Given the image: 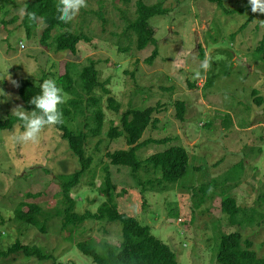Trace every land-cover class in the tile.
Listing matches in <instances>:
<instances>
[{"label": "rangeland", "instance_id": "obj_1", "mask_svg": "<svg viewBox=\"0 0 264 264\" xmlns=\"http://www.w3.org/2000/svg\"><path fill=\"white\" fill-rule=\"evenodd\" d=\"M136 1L87 0L88 6L69 27L52 31V37L63 31L86 37L72 54L57 52L52 44L42 46L38 23L26 35L21 8L31 0H0V89L5 93L0 94V120L15 116L17 106L25 110L12 81L36 79L43 73L55 79L65 71L76 77L92 61L105 89L94 90L101 98L104 122L101 134L87 140L90 169L69 193L76 202L74 211L93 213L105 201L109 191L103 187L104 154L127 148L122 137L106 136L109 127L119 125V114L107 107L106 99L113 98L121 111L156 107L152 115L156 123L148 125L140 141H169L141 147L137 157L178 145L186 151L188 165L165 190L139 185L128 168L110 167L111 183L117 187L112 203L147 225L175 253L177 264H217L219 236L235 231L264 258V62L255 51L264 19L256 16L241 28L249 9L225 12L207 0H141L146 5L161 1L169 9L167 15L149 20L157 28V56L148 65L144 60L153 46L139 49L135 34L127 28L136 17ZM244 3L248 0H222V7L229 11ZM205 58L211 62L207 71L201 68ZM199 80L205 82L202 88L195 86ZM251 91L262 99L260 106L252 101ZM176 100L184 103L183 120L175 116ZM78 122L81 118H68L67 125L76 130ZM20 128L16 123L10 130H0V250L19 241L39 247L50 258L39 261L15 254L0 258V264H93L76 243L117 244L120 226L88 220L74 233L61 230L57 213L64 205L56 177L78 170V160L53 127L44 130L39 144L15 143L12 137ZM139 176L142 182L149 178ZM202 185L209 188L198 203L195 190ZM227 197L253 214L250 225H228L220 210V201ZM21 201L41 208L38 221L44 232L14 222L13 210ZM239 220H244V213Z\"/></svg>", "mask_w": 264, "mask_h": 264}, {"label": "trees", "instance_id": "obj_2", "mask_svg": "<svg viewBox=\"0 0 264 264\" xmlns=\"http://www.w3.org/2000/svg\"><path fill=\"white\" fill-rule=\"evenodd\" d=\"M223 9L225 12H241L250 9L248 3H244L240 8H234L229 11L222 7V0H207ZM58 0H31L27 2L29 11H34L38 15L46 17V25L42 26L40 43L42 46L53 45L55 51H68L72 54L76 52V45L81 40H86L82 34L74 35L69 31L57 33L52 37V31L56 27L67 28L70 23L60 22L58 12L56 10ZM169 13V9L159 1L151 5H146L141 0L135 2L136 17L127 23L128 31L136 36L137 47L144 48L146 45H152L151 55L144 60L148 65L157 56V45L155 34L157 28L149 23L151 18L156 16H164ZM264 15L251 14L247 17V21L241 25V28L247 24L252 18ZM23 28L26 35H30L32 24L27 17H23ZM51 41L48 43V41ZM262 61L264 62V33L255 47ZM203 57V54L201 55ZM229 74V70L225 75ZM78 78V81H76ZM47 79V74L43 73L39 78L25 77L17 80V93L23 103L26 111L33 110V106L29 103L33 96L40 93V85ZM55 80L61 86L68 98L60 105L63 112L64 123L53 127L60 133V137L64 139L72 155L76 157L79 169L67 174L57 176L63 210L57 213L61 230H67L69 233L76 230L78 226L88 220L107 221L109 223H117L120 226V239L117 244L103 243L96 246L92 242H78L76 246L78 250L92 260L93 264H177L176 255L170 247L152 235L147 225H142L134 216L120 211L115 204L112 203V195L116 192V185L111 183L110 167L128 168L131 175L136 179L139 185L156 186L160 189H167L170 185L175 184L188 165V156L183 147L174 145L160 152H155L139 159L136 152L139 148L148 144H163L169 139H152L141 140L144 131L148 125L154 126L156 120L152 119L156 107H146L142 110L128 108L121 111L118 103L113 98L106 99L107 107L119 114V125L111 126L106 130V136L109 140L119 137L124 139L127 146L126 149L105 152L106 164L102 168L104 172L103 187L107 193V197L96 209L91 213L85 211L78 214L74 211L76 202L69 196L70 191L78 185L79 180L89 171L91 165V157L86 154V144L89 138L98 137L102 132V124L104 122V114L101 108V98L94 94V90L100 88L105 91L103 84L98 81V73L94 63L90 61L88 65L82 67L76 77H73L69 71L63 74H57ZM208 83V82H206ZM192 89L193 85H189ZM107 93V91H106ZM252 101L262 104V99L251 91ZM175 116L179 120H183L184 103L182 101H174ZM68 118L73 121L81 118V123H77L76 130L74 127L67 125ZM16 123L22 127L21 121L16 116L9 115L5 119L0 120V130H10ZM230 124V121H228ZM22 131L23 128H20ZM72 130V131H71ZM140 173H144L149 178L142 182ZM156 174L158 177H154ZM153 176V179H151ZM212 182V181H211ZM213 183V182H212ZM210 186L212 184L210 183ZM209 188L202 185L195 191L198 193L197 202L203 201L205 193ZM101 189V194H106ZM220 210L227 216L228 225L234 226L242 224L250 225L254 221L253 214H246L237 204L233 197H227L220 201ZM255 211L254 209H250ZM244 213V220H239L241 214ZM42 210L35 203L19 202L13 210L14 222L33 226L40 232H44L43 224L39 223L38 217L42 216ZM22 255L24 258L33 257L39 261L49 259L50 257L42 252L37 246L23 245L19 241H15L6 250H0V258H9L11 255ZM9 256V257H8ZM217 264H264V258H259L252 249V243L246 239H242L239 232H231L229 234H221L215 255Z\"/></svg>", "mask_w": 264, "mask_h": 264}, {"label": "clouds", "instance_id": "obj_3", "mask_svg": "<svg viewBox=\"0 0 264 264\" xmlns=\"http://www.w3.org/2000/svg\"><path fill=\"white\" fill-rule=\"evenodd\" d=\"M251 12L253 14L264 15V0H248ZM87 0H58L57 19L65 24L71 23L80 13L81 9L86 8ZM22 15L26 16L32 24L46 25V17L38 15L34 11H29L27 3L21 8ZM264 25V21H260ZM26 46V41H22L21 48ZM201 68L205 71L211 68L209 58H205L201 62ZM10 79V77H8ZM14 86L18 87V83L12 81ZM0 94L5 95L0 89ZM66 93L63 88L58 85L55 79H45L40 85V93L32 97L29 103L33 106V110L25 111L21 106L13 109L18 120L21 121L22 131L13 135L12 139L15 143L22 144H39L42 133L46 128L55 127L64 123L63 112L60 108L65 102Z\"/></svg>", "mask_w": 264, "mask_h": 264}, {"label": "bare ground", "instance_id": "obj_4", "mask_svg": "<svg viewBox=\"0 0 264 264\" xmlns=\"http://www.w3.org/2000/svg\"><path fill=\"white\" fill-rule=\"evenodd\" d=\"M204 81L201 83V80H199L196 84H195V86L197 87V88H202L203 86H204ZM154 114V113H153ZM182 147V146H181Z\"/></svg>", "mask_w": 264, "mask_h": 264}, {"label": "crops", "instance_id": "obj_5", "mask_svg": "<svg viewBox=\"0 0 264 264\" xmlns=\"http://www.w3.org/2000/svg\"><path fill=\"white\" fill-rule=\"evenodd\" d=\"M152 119H156L155 116H154ZM231 124H232V123H231ZM229 126H231V125L229 124Z\"/></svg>", "mask_w": 264, "mask_h": 264}]
</instances>
